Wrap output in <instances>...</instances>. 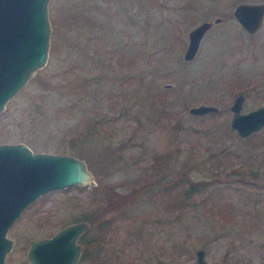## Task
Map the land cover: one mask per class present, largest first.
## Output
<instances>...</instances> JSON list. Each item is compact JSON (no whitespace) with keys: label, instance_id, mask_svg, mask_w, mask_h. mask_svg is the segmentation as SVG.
Masks as SVG:
<instances>
[{"label":"rangeland","instance_id":"1","mask_svg":"<svg viewBox=\"0 0 264 264\" xmlns=\"http://www.w3.org/2000/svg\"><path fill=\"white\" fill-rule=\"evenodd\" d=\"M242 1L264 0L49 1L47 61L0 113V142L80 156L74 145L96 184L30 203L8 230L5 264H32V239L87 221L107 203L95 186L149 184L106 213L100 244L117 264H197L198 247L209 261L264 264V126L248 137L230 126L236 94L245 95L244 112L264 104V17L248 32L233 15ZM218 16L185 59L189 30ZM199 103L219 109L191 113ZM182 175L210 183L182 202V185L163 186ZM88 263L82 251L76 264Z\"/></svg>","mask_w":264,"mask_h":264},{"label":"water","instance_id":"2","mask_svg":"<svg viewBox=\"0 0 264 264\" xmlns=\"http://www.w3.org/2000/svg\"><path fill=\"white\" fill-rule=\"evenodd\" d=\"M50 0H0V113L7 101L42 67L50 47ZM233 15L248 31L255 32L264 17V1L236 4ZM214 20L207 19L188 32L184 58L192 59ZM244 94L230 104V126L240 137H248L264 126V104L242 111ZM219 107L199 103L191 113L217 111ZM74 184H96L85 158L66 152L35 151L25 141L0 142V264H5L14 239L8 230L23 210L40 195ZM89 227L86 220L72 221L51 236L30 241L27 258L32 264H76L82 253L80 235ZM197 264H223L206 259V250H195Z\"/></svg>","mask_w":264,"mask_h":264},{"label":"trees","instance_id":"3","mask_svg":"<svg viewBox=\"0 0 264 264\" xmlns=\"http://www.w3.org/2000/svg\"><path fill=\"white\" fill-rule=\"evenodd\" d=\"M82 133H88L87 129H84ZM72 151H74L76 154H79L80 156H83V158H87L89 162L91 161L89 156L84 153L78 151L75 148V146H71ZM80 150V149H79ZM91 164V162H90ZM210 183L209 180H196L191 178L190 176H185L182 175L180 176L177 180H168L166 182H163L164 188H168L174 185H182V202L188 203V198L186 199V196L190 195L195 190H200L206 185ZM152 186L146 185L140 189L137 190H132L131 192H120L119 190L115 189L113 186L108 187V186H95L93 188V192L96 193L99 191L100 194V201L106 200L107 203L103 205V203L100 204L99 207L96 206V208H92L90 211H87L85 213V219L91 224L89 228L85 231V233L82 236V242L84 245L83 248V256L84 258L87 257L89 258V263L88 264H106L107 260L109 262H112V264H117L118 263V258H116L115 255H110L109 253H106L104 246L101 244L98 245L95 241L96 237V231L91 229H100V238L108 231L110 227V219L106 216V213L116 207H119L120 205H124L127 203L129 200L135 198L136 196L140 195L141 193L147 192L149 189H151ZM207 200V197L204 198V202ZM225 226L219 224L217 228H215L216 235L223 236L225 235ZM86 251H89L90 254H86ZM112 258H116L115 260H112ZM112 260V261H111Z\"/></svg>","mask_w":264,"mask_h":264},{"label":"flooded vegetation","instance_id":"4","mask_svg":"<svg viewBox=\"0 0 264 264\" xmlns=\"http://www.w3.org/2000/svg\"><path fill=\"white\" fill-rule=\"evenodd\" d=\"M244 99H245V95H244ZM75 221H78V220H75ZM72 222V221H71ZM89 228V227H88ZM87 228V229H88ZM86 229V230H87ZM85 230V231H86ZM85 231L80 235V237L78 238V241L82 244V251H83V242H82V236H83V234L85 233ZM53 234V233H52ZM52 234H50V235H48V236H51ZM95 241H96V243L99 245L100 244V229L98 228V230H97V234H96V237H95Z\"/></svg>","mask_w":264,"mask_h":264}]
</instances>
